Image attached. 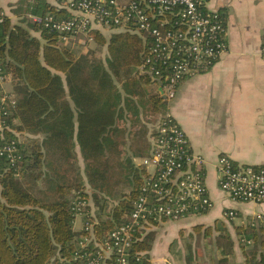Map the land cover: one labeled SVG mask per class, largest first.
<instances>
[{
	"label": "trees",
	"instance_id": "1",
	"mask_svg": "<svg viewBox=\"0 0 264 264\" xmlns=\"http://www.w3.org/2000/svg\"><path fill=\"white\" fill-rule=\"evenodd\" d=\"M47 13L71 16L65 8L33 0L22 22L12 24L0 8V69L11 84L0 98H15L1 105L0 121L5 139L16 142L19 154L17 169L0 156V264H48L54 258L80 264L72 258L84 234L82 228L74 230L75 197L89 202L85 208L92 212L96 237L125 222L144 169L126 158L124 137L144 132L141 123L150 120L147 116L155 122L168 109L157 91L146 92L140 85L150 81L141 73L146 55L142 36L88 30L96 49L106 46L102 59L95 50L62 44L55 31L29 18ZM120 183L130 186L128 193L117 195ZM192 231L194 242L185 238L183 254L175 251L178 264L205 262L208 246V264H230L236 245L244 264H264L262 224H237L231 233L216 220L197 223ZM150 240L136 235L129 250L132 264H150ZM203 245L205 255L195 257V247Z\"/></svg>",
	"mask_w": 264,
	"mask_h": 264
},
{
	"label": "built area",
	"instance_id": "2",
	"mask_svg": "<svg viewBox=\"0 0 264 264\" xmlns=\"http://www.w3.org/2000/svg\"><path fill=\"white\" fill-rule=\"evenodd\" d=\"M208 0H70L65 9L71 16L29 15L44 28L55 31L61 43L68 44L90 29L122 30L144 38L146 55L141 70L159 78L162 97L174 98L181 80L208 70L226 50V26L217 11L206 9ZM0 69V91L7 93ZM12 94L0 98L13 104ZM0 121V156L15 165L19 158L16 142L4 137ZM152 147L141 160L144 169L138 183L132 210L125 222L103 237L93 233L85 208L89 202L75 197L72 209L83 217L84 234L77 242L73 260L80 264H132L129 250L136 235L152 224L178 220L208 211L212 205L205 182V158L192 151L188 138L167 109L156 122ZM218 188L234 202L264 203V163L236 164L221 154L214 162ZM226 219L235 216L233 209L223 212ZM48 264H70L54 258Z\"/></svg>",
	"mask_w": 264,
	"mask_h": 264
},
{
	"label": "crops",
	"instance_id": "3",
	"mask_svg": "<svg viewBox=\"0 0 264 264\" xmlns=\"http://www.w3.org/2000/svg\"><path fill=\"white\" fill-rule=\"evenodd\" d=\"M32 1L0 0V8L16 24L22 22L24 8ZM46 1L65 8L70 0ZM206 9L219 12L224 20L227 48L208 70L181 80L174 98L166 104L184 130L192 151L206 160L205 182L213 205L203 213L142 229L141 235L151 239L146 252L150 264H178L181 259L175 251L183 252L185 238L194 240L192 227L197 223L210 225L221 220L231 233L237 224L264 226V203L228 199L218 188L214 165L221 154L239 165L264 163V0H208ZM30 32L39 37L38 31ZM6 84L10 91L11 84ZM140 85L146 92L157 91V84L151 80ZM148 117L153 120V116ZM148 120L141 123L144 132L134 130L124 137L126 158L134 166H139L151 152L152 129L157 121ZM75 151L79 154L77 143ZM228 209L235 211L232 219L223 215ZM202 248L205 250L204 245ZM206 249L210 250L209 256L200 264H208L212 257L211 246ZM229 260L230 264H244L237 245Z\"/></svg>",
	"mask_w": 264,
	"mask_h": 264
},
{
	"label": "rangeland",
	"instance_id": "4",
	"mask_svg": "<svg viewBox=\"0 0 264 264\" xmlns=\"http://www.w3.org/2000/svg\"><path fill=\"white\" fill-rule=\"evenodd\" d=\"M62 44H64V43H62ZM67 45L74 46L76 48H78L77 46H80L79 49H83V50H88V49L95 50L96 55L100 56L102 59L105 58L106 53H107L106 46H101L99 49H96L97 47H96V44L94 41L84 39L83 37H80V36L71 40ZM6 87H8V86H6ZM156 120L158 121V119H156ZM150 121L153 122L154 120H150ZM152 124H154V123H152ZM129 190H130V186L128 184L120 183V184H118V186L116 188V193H117V195H120L122 193H128ZM112 203H113V201L108 204V207H111ZM80 227H82L81 216L76 214L75 219H74V230L77 231ZM205 240L206 239H203L202 241L205 242ZM192 242H194V240ZM194 250H195V257L197 256V254L200 256H202V254L204 256V254H205L202 247H197V248L195 247ZM208 256L209 255H206L207 258H208Z\"/></svg>",
	"mask_w": 264,
	"mask_h": 264
},
{
	"label": "water",
	"instance_id": "5",
	"mask_svg": "<svg viewBox=\"0 0 264 264\" xmlns=\"http://www.w3.org/2000/svg\"><path fill=\"white\" fill-rule=\"evenodd\" d=\"M141 73H143V74H148V75L150 76V80H151L152 82H154V83L157 84V92L162 96V87H161L162 82H161V80H160L159 78H155V77H153V76H152L150 73H148V72L141 71Z\"/></svg>",
	"mask_w": 264,
	"mask_h": 264
}]
</instances>
